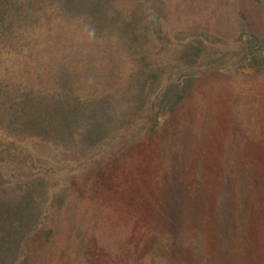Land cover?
Instances as JSON below:
<instances>
[{
	"label": "rangeland",
	"instance_id": "374dc122",
	"mask_svg": "<svg viewBox=\"0 0 264 264\" xmlns=\"http://www.w3.org/2000/svg\"><path fill=\"white\" fill-rule=\"evenodd\" d=\"M119 1L123 7L110 17L121 29L112 46L118 64L108 87L86 75V62L71 65L80 33L59 41L43 25L32 36L13 23L8 34L0 35V105L9 103L7 94L17 89L55 88V71L67 60L65 74L81 73L74 86L69 81L74 91L87 99L106 95L99 100V115L112 118L114 140L120 133L121 106L132 101L140 85L144 57L163 71L167 85L188 82L192 90L175 115L160 119L156 135L136 130L137 145L125 157L106 164L90 181L75 183L63 210L55 213L61 214V229L54 246L68 254L55 264H264V180L249 172L255 163L246 157L264 151V75L239 58L242 44L254 35L264 44V0ZM49 7L37 0L36 16ZM133 25L150 31L135 38L127 34ZM206 35L210 43L202 47ZM192 45L201 48L199 56ZM258 55L264 56V49ZM213 69L222 74L199 79L200 72ZM10 130L0 128V202H17L11 191L26 182L40 184L42 190L53 184L64 187L68 170H56L73 165V159L54 158L61 153L57 147L22 136L29 142L21 148L29 146L39 163L38 174L31 176L24 154L6 149L16 136ZM162 137L171 141L169 149ZM37 200L41 208L48 204L42 195ZM172 230L178 235L167 242Z\"/></svg>",
	"mask_w": 264,
	"mask_h": 264
},
{
	"label": "trees",
	"instance_id": "16d2710c",
	"mask_svg": "<svg viewBox=\"0 0 264 264\" xmlns=\"http://www.w3.org/2000/svg\"><path fill=\"white\" fill-rule=\"evenodd\" d=\"M42 1L50 4V7L47 12L37 17V12L34 11L37 0H24V2L0 0V35L8 34L13 23L23 28V35L30 33L32 36H36L38 26L43 25L50 30V37L55 34L59 41L67 35L80 33L78 43L73 46L75 52H72L71 65L76 61H81L83 64L86 62L82 68L86 75L91 73L90 76L94 80L107 87L110 86L118 64L112 46L117 39L115 34L119 28L110 17L117 16L123 7L122 2L119 0ZM12 10L17 12L12 13ZM141 13L145 14L146 11L143 10ZM122 25L130 28L126 23ZM149 31L150 29L144 32L133 25L132 30L127 34H133L137 38L141 37V33L147 35ZM2 36L4 41L7 37ZM209 37L206 35V40L199 42V45L204 47L209 44ZM253 37L242 44L239 58L242 63H251L250 66L258 75H264V56L258 55L262 53L264 44L256 35ZM192 48L198 52L197 56L202 52L199 46L192 45ZM142 61L144 64L142 69L145 70L139 72L140 85L136 87L134 93L131 92L132 101L121 106L122 117L118 128L120 133L116 140L111 137L112 118L108 119L107 116L102 118L99 115L102 105L100 99H105L106 95L101 98L95 97L96 95L92 98L90 96L87 99L83 92L74 91L72 85L79 81L81 73L65 74L64 72L69 69L67 60L63 62L60 72L55 71L54 87H58V90L49 88L50 85L40 91L39 88L35 90L30 87L14 90L16 91L14 95L7 94L9 103L5 101L0 105V128L5 125L16 136L6 149L24 154L22 161L30 168L31 176L38 174L35 170H38L39 163L29 146H26L28 147L25 148L26 151L23 150L24 144L29 141L21 140L22 136L34 142L43 141L50 148L57 147L61 153L55 152L53 157L66 156L65 161L73 159V165L67 163L65 169L56 170L57 172L68 170L69 179L64 187L53 184L42 190L40 184L26 182L18 187V190H10L12 195L16 196L17 202L13 204L5 200L0 202V264H55L62 256L67 257L65 250L60 249L59 245L54 246V237L56 238L58 230L61 229L58 223L61 214L55 217V213L63 210L64 197L75 188V183L77 185L82 180L90 181L91 177L96 176L106 164H112L117 162L119 157H125L127 150L137 145L136 130H144L148 137L156 135L160 119L168 114L175 115L181 103L192 92L188 82L186 83L188 85L183 86L179 83L173 86L167 85L165 74L155 63L153 65L150 63V58L144 57ZM172 74L169 77H173ZM221 74L222 70L213 69L208 73L200 72L199 79ZM140 125L142 127L138 128ZM73 139L75 146H78L77 149L70 145V140ZM162 140L169 149L171 141L163 137ZM0 146L4 145L0 143ZM19 146L23 148L20 149ZM27 152L29 154L26 155ZM261 152L255 158L250 159L248 153L246 157L249 163L250 161L255 163L254 167L250 166L249 172L256 173L260 180H264V151ZM104 155L109 157L104 159ZM165 166L172 168L170 164ZM48 169L55 170L51 167ZM41 195L48 203L44 204L43 208L37 200ZM220 203L223 205V202ZM146 220L149 221L147 218ZM174 221L173 218V228L176 226ZM169 233L167 242L170 235L173 237L178 235L173 230ZM92 239L95 240V232ZM85 241L84 239L83 244L86 243ZM86 250L89 251V246ZM90 254L85 255V262L91 258ZM41 255L46 256L45 261L39 257Z\"/></svg>",
	"mask_w": 264,
	"mask_h": 264
}]
</instances>
